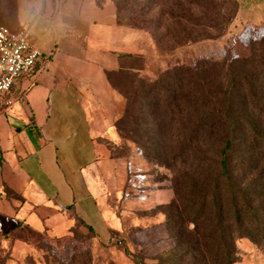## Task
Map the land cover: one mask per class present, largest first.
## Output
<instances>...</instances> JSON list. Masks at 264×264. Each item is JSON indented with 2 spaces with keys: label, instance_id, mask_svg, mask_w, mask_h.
<instances>
[{
  "label": "rangeland",
  "instance_id": "rangeland-1",
  "mask_svg": "<svg viewBox=\"0 0 264 264\" xmlns=\"http://www.w3.org/2000/svg\"><path fill=\"white\" fill-rule=\"evenodd\" d=\"M21 1L29 0H0V25L26 28L18 20ZM113 1L119 21L148 32L152 42L150 78H135L122 86L128 107L119 123L123 138L119 156L132 158L128 179L109 196L118 226L108 235L97 234L78 221L70 234L55 239L24 264H137L136 258L145 264H223L225 258H216L219 246L213 239L219 231L214 214L206 218L209 209L199 210L203 203L199 193L210 187L223 147L219 131L224 130L215 126L216 115L224 110L238 119L230 155L233 163L247 153L252 139L246 116L251 121L263 119L252 97L245 99L248 85H235L228 65L232 59L250 57L251 42L264 34L248 27L234 32L233 0ZM201 37L205 39L195 40ZM134 64L142 65L136 60ZM159 67L165 70L157 71ZM242 71L237 64L235 77ZM218 82L225 94L217 112L212 91ZM254 82L264 85L262 78ZM234 165L237 185L253 182L254 206L263 209L264 165L260 162L246 171L242 164ZM223 202L231 206L229 198ZM234 205L242 212L241 201ZM241 217L244 234L230 244L232 264H264V238L257 236L243 213ZM222 223L228 233L231 222ZM198 231L212 234L200 250L195 243ZM217 252L220 258L222 252ZM8 257L9 250L0 245V264H7Z\"/></svg>",
  "mask_w": 264,
  "mask_h": 264
},
{
  "label": "crops",
  "instance_id": "crops-1",
  "mask_svg": "<svg viewBox=\"0 0 264 264\" xmlns=\"http://www.w3.org/2000/svg\"><path fill=\"white\" fill-rule=\"evenodd\" d=\"M235 2L234 32L263 35L264 0ZM18 18L43 59L0 111L7 264L40 256L78 221L97 234L117 228L109 196L128 179L132 158L119 156L128 107L122 86L152 74L148 32L121 23L113 0L21 1Z\"/></svg>",
  "mask_w": 264,
  "mask_h": 264
},
{
  "label": "trees",
  "instance_id": "trees-1",
  "mask_svg": "<svg viewBox=\"0 0 264 264\" xmlns=\"http://www.w3.org/2000/svg\"><path fill=\"white\" fill-rule=\"evenodd\" d=\"M233 1L236 4L235 0ZM233 16H235V14ZM190 22L192 25H204L201 21L197 23L193 21ZM201 39H205V37L195 40ZM188 40L192 41L194 39ZM251 51L252 54L250 57H239L230 60L228 69L233 73L232 81L235 85H248L247 92L245 93V99L249 101L252 97L253 107L260 112L263 119L258 118L255 121H251L246 116L248 121L247 119L244 120L253 130L251 131L252 139L247 145V155L245 154L242 156L241 160H236V162L233 163L230 155L234 145V136L238 126V119L228 117L224 110L221 111L222 114L216 115L217 119L214 123L215 126L224 130L219 131V137L220 139H223V147L219 153L218 168L210 187L199 193L203 196V203L199 206V210H204L206 207L209 209L210 214L206 215V218H210L212 214H214L217 227L216 230L219 231V236L213 240L218 241L219 248L217 250L222 252L221 257L219 258L216 250V258H225V263L223 264H232V260L230 259L231 249L229 250L230 244H232L235 237H240L244 234L243 230L239 227V224L242 221V213L244 214V219L248 221V223L253 224L254 228L257 230V236H262L264 238V212L260 213V211L264 210V206L261 210L254 206L253 200H256L257 197L252 198V192L254 189L253 182H246L243 185H237V165H234L237 163L238 165L242 164L243 171H246V168L250 166H256L255 168H257L260 162L264 165V131H261V128H264V107H261V103L264 102V85L254 82L255 79H264V37L251 42ZM237 64L243 66V75L239 77H235L234 74ZM222 65L223 68L225 62H223ZM214 87L215 89L212 91V94H214L213 99H215L214 110L218 112L220 110L219 103L221 98L224 96L225 91L220 84L218 86L215 85ZM222 187L225 188L224 191H222ZM263 193L264 186L260 191V195L262 196ZM225 198H229V202L231 203L230 207H225L223 202V199ZM238 200L242 202V212L238 211L234 207L235 202ZM223 221H228L232 224V227H229L228 233H225V225L222 223ZM253 226L251 227L253 228ZM196 234L197 237H195V243L198 246V250H200L201 247L207 245L206 243L212 237V234H205L201 231L196 232ZM136 262L137 264H145L144 261L139 258H136Z\"/></svg>",
  "mask_w": 264,
  "mask_h": 264
},
{
  "label": "built area",
  "instance_id": "built-area-1",
  "mask_svg": "<svg viewBox=\"0 0 264 264\" xmlns=\"http://www.w3.org/2000/svg\"><path fill=\"white\" fill-rule=\"evenodd\" d=\"M42 59L41 51L30 42L27 28L0 25V111L13 105L17 83L30 76Z\"/></svg>",
  "mask_w": 264,
  "mask_h": 264
}]
</instances>
